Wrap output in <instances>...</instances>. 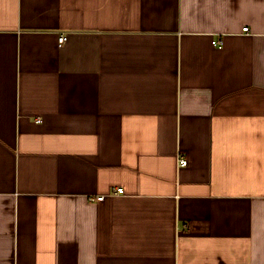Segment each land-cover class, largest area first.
Listing matches in <instances>:
<instances>
[{"label":"crops","instance_id":"crops-1","mask_svg":"<svg viewBox=\"0 0 264 264\" xmlns=\"http://www.w3.org/2000/svg\"><path fill=\"white\" fill-rule=\"evenodd\" d=\"M0 264H264V0H0Z\"/></svg>","mask_w":264,"mask_h":264},{"label":"built area","instance_id":"built-area-1","mask_svg":"<svg viewBox=\"0 0 264 264\" xmlns=\"http://www.w3.org/2000/svg\"><path fill=\"white\" fill-rule=\"evenodd\" d=\"M244 31L245 32H249V29L248 28H244ZM66 41H67V37L66 36H61L59 38V44L60 45H63ZM213 43H214V45H217L219 47H222L223 46V41L218 40V39L214 40ZM188 163H189L188 160H186L184 158L183 159H180V165L181 166L185 167V166L188 165ZM117 193L118 194H123L124 193V188L117 189ZM104 199H105L104 196H101V197H98L97 198L98 201H103ZM91 201H94V199H91Z\"/></svg>","mask_w":264,"mask_h":264}]
</instances>
